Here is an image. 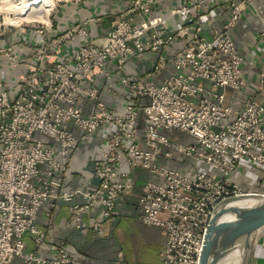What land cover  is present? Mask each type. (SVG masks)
<instances>
[{
  "label": "built area",
  "instance_id": "obj_1",
  "mask_svg": "<svg viewBox=\"0 0 264 264\" xmlns=\"http://www.w3.org/2000/svg\"><path fill=\"white\" fill-rule=\"evenodd\" d=\"M219 1L114 0L104 16L89 15L60 30L56 16L48 25L0 23V36L10 29L32 35L29 46L0 45L12 67L22 49L29 65L13 95L0 76V264H74L63 247L51 257L26 250V233L33 248L45 239L35 223L39 208L81 196L82 203L71 204V225L81 228L93 213L90 229L105 231L118 201L134 188L136 169L151 176L138 194L137 212L143 225L161 231V264H199L219 204L264 196V99L233 106L224 93L246 85L229 30L248 0H225L228 16L216 25L207 16ZM255 9L264 22L260 6ZM98 24L105 32L94 37ZM142 57L148 67L126 74L125 67ZM161 72L166 75L159 79ZM98 77L106 94L115 95L116 83L126 90L122 106L101 97ZM254 86L264 93V69ZM95 133L103 139L92 163L96 186L64 189L73 151ZM184 160L216 172L192 168L187 174ZM242 167L254 170L260 191H242L234 177ZM120 258L117 253L108 264Z\"/></svg>",
  "mask_w": 264,
  "mask_h": 264
},
{
  "label": "crops",
  "instance_id": "obj_2",
  "mask_svg": "<svg viewBox=\"0 0 264 264\" xmlns=\"http://www.w3.org/2000/svg\"><path fill=\"white\" fill-rule=\"evenodd\" d=\"M113 3L114 0H80L79 3L72 2L70 5H67L66 2L58 10L56 28L57 30L66 28L68 24L77 22L89 15L104 16L108 7ZM256 5H259L264 12V0H248L239 20L229 30V35L242 56L241 69L246 81V85L241 91L224 90L225 102L233 106H240L249 97L257 100L264 99V93L255 89L254 86L257 73L264 69V36L260 35L261 31L264 30V22L256 12ZM226 6L225 0L217 2L207 17L219 25L228 16ZM104 29L105 25L98 24L92 28V35L94 37L102 36L105 32ZM31 41L30 32L24 34L19 30H6L0 36V45L15 44L25 47L29 46ZM19 53V62L15 67H12L0 56V76L5 80V89L10 95L16 93L20 78L29 68L23 56L25 50L22 49ZM64 54L67 55V48ZM147 67V59L142 57L138 62H130L125 67V73L142 72ZM165 75L166 72H161L157 78L162 79ZM97 86L101 90V97L115 107L122 106L129 98L126 90L118 83L114 87V96L102 91L103 80L100 77L97 79ZM102 144L103 139L98 133L79 143L77 149L72 153L64 174V189L84 191L92 190L96 186L97 179L92 173V163ZM166 162L171 163L170 161ZM253 172L254 170L242 167L235 174V180L243 192L260 191L253 184L256 178ZM150 178L151 176L143 170L136 169L131 172L134 188L125 193L122 199L118 201L112 223L107 231L95 232L90 229L91 222L96 218L93 213L82 218L81 228L76 229L71 225L68 218L71 204L74 202L82 203L83 198L81 196L74 197L71 202L55 201L53 206H51V202L44 203L37 212L35 223L45 233V239L40 247L33 248L30 235L26 233L24 235L26 250H32L37 255L51 257L58 247H63L73 257L74 264H108L116 257L117 253H121L120 264H161V252L164 246L161 231L143 225L138 219L137 212L138 194L143 183ZM122 222L125 228L123 227V231H120L122 228L119 226ZM139 230L141 232L149 230L156 233L159 238V247L153 254L149 252L148 240L150 239H143V243L148 244L147 248L144 249L146 258H142L140 242L136 238ZM118 238H123L122 244L118 243ZM261 240L262 242L255 241L256 246H253L252 264H264V239Z\"/></svg>",
  "mask_w": 264,
  "mask_h": 264
},
{
  "label": "water",
  "instance_id": "obj_3",
  "mask_svg": "<svg viewBox=\"0 0 264 264\" xmlns=\"http://www.w3.org/2000/svg\"><path fill=\"white\" fill-rule=\"evenodd\" d=\"M246 196H255L258 201L250 206L231 205L234 200ZM263 226V195L247 194L222 201L207 227L199 264H218L225 245L237 240H250Z\"/></svg>",
  "mask_w": 264,
  "mask_h": 264
},
{
  "label": "bare ground",
  "instance_id": "obj_4",
  "mask_svg": "<svg viewBox=\"0 0 264 264\" xmlns=\"http://www.w3.org/2000/svg\"><path fill=\"white\" fill-rule=\"evenodd\" d=\"M7 5H9V13L11 14L2 23L17 27L19 24L23 25L24 23L48 25L54 3L52 0H20L17 4L8 3ZM257 201L258 199L255 196H246L234 200L231 205L238 207L250 206ZM225 218L228 217L225 216ZM261 229H264V226ZM249 243L247 239H242L225 245L226 247L222 248L223 254L221 253L218 264H250Z\"/></svg>",
  "mask_w": 264,
  "mask_h": 264
},
{
  "label": "rangeland",
  "instance_id": "obj_5",
  "mask_svg": "<svg viewBox=\"0 0 264 264\" xmlns=\"http://www.w3.org/2000/svg\"><path fill=\"white\" fill-rule=\"evenodd\" d=\"M20 1V0H4V2L0 5V23H2L4 21V19H6L8 16H10L11 13H9V5H7L8 3L9 4H17V2ZM53 3H54V6L52 7L51 9V15L50 17H52L51 19H54V16H58L59 13H58V10L61 8V6L63 4H65L67 1V5H70L72 2H70L71 0H52ZM8 24V23H6ZM24 24H30V23H24ZM36 24V23H35ZM10 25V24H9ZM21 25V24H19ZM18 25V26H19ZM13 26V25H12ZM172 138H173V135H171ZM182 163H189V169L187 171V174H190L192 170V168L194 169H197V170H200V171H203L205 173H208V174H215L216 171H214L211 167H209L208 165H205L203 163H200L198 161H192V160H184L182 161ZM124 223L122 222L121 225L119 226V228H122V230L120 231H123V227H124ZM110 226L106 229L109 230ZM125 228V227H124ZM149 231V230H148ZM144 231V232H141L139 230V233L137 234L136 238H138L140 244L139 246L141 247L140 248V251H141V256L142 258H146V252L144 251L145 248H147V245L150 244L149 246V252L150 253H155V251H157L158 247H159V238H158V235L154 232H151V231ZM145 238H148L150 240L148 244H144L143 243V239ZM261 239H264V229H259L257 232L254 233V235L251 237L250 240H248L250 243V249H249V257H250V264H252V252H253V246H256L255 245V241L258 242H262ZM118 243L119 244H122L123 243V238H118ZM126 242V241H125ZM227 246V245H226ZM225 246V247H226ZM225 249V248H224ZM223 249V251H224ZM223 254V252H222ZM151 255V254H149ZM150 258V257H148Z\"/></svg>",
  "mask_w": 264,
  "mask_h": 264
}]
</instances>
